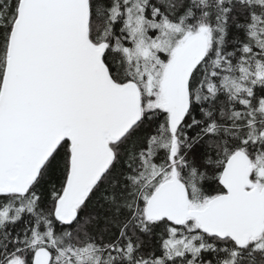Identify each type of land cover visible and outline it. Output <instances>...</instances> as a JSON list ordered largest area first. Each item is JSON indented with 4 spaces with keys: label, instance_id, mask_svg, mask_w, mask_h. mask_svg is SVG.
Segmentation results:
<instances>
[{
    "label": "snow or ice",
    "instance_id": "1",
    "mask_svg": "<svg viewBox=\"0 0 264 264\" xmlns=\"http://www.w3.org/2000/svg\"><path fill=\"white\" fill-rule=\"evenodd\" d=\"M0 264H264V0H0Z\"/></svg>",
    "mask_w": 264,
    "mask_h": 264
}]
</instances>
